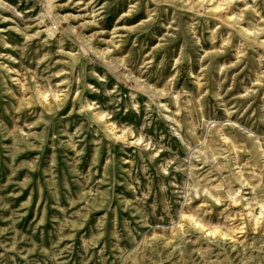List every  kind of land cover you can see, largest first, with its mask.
<instances>
[{
    "label": "rangeland",
    "instance_id": "1",
    "mask_svg": "<svg viewBox=\"0 0 264 264\" xmlns=\"http://www.w3.org/2000/svg\"><path fill=\"white\" fill-rule=\"evenodd\" d=\"M0 264H264V0H0Z\"/></svg>",
    "mask_w": 264,
    "mask_h": 264
}]
</instances>
